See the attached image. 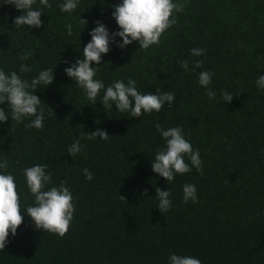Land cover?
<instances>
[{
    "label": "trees",
    "instance_id": "trees-1",
    "mask_svg": "<svg viewBox=\"0 0 264 264\" xmlns=\"http://www.w3.org/2000/svg\"><path fill=\"white\" fill-rule=\"evenodd\" d=\"M121 2L80 0L77 9L64 13L63 0H49L42 27L16 28L22 11L0 0V69L29 82L41 70L54 71L53 83L35 92L45 114L42 129L25 127L33 118L12 121L7 103L0 105L9 115L0 122V162L8 161L25 211L17 234L0 250V264H169L172 254L202 264H264V89L256 86L264 75V0H178L185 9L175 14L178 22L159 45L145 50L133 42L121 49L113 43L102 64L92 65L105 87L132 78L142 94L160 89L176 95L171 108L166 104L140 118L115 105L104 109L103 90L92 104L64 71L82 58L97 20L110 33L119 30L112 13ZM33 7H42L39 0ZM197 47L206 54L193 56L190 50ZM25 50L32 56L22 61ZM181 60L194 70L185 71ZM197 60L203 68H195ZM21 64L32 71L20 73ZM203 70L215 73L209 86L215 100L198 83ZM221 91L233 100L225 103ZM156 123L183 128L200 151L203 175L192 168L168 183L152 171L157 150L165 147ZM98 128L109 138L87 139ZM77 139L82 151L74 158L67 150ZM36 164L48 166L53 178L48 188L66 181L73 193L74 219L63 237L37 230L27 215L34 197L23 170ZM85 168L93 173L91 181ZM185 184L196 186L198 203L184 202ZM156 187L172 193L165 214L157 208Z\"/></svg>",
    "mask_w": 264,
    "mask_h": 264
},
{
    "label": "clouds",
    "instance_id": "clouds-1",
    "mask_svg": "<svg viewBox=\"0 0 264 264\" xmlns=\"http://www.w3.org/2000/svg\"><path fill=\"white\" fill-rule=\"evenodd\" d=\"M80 0H63L59 8L64 13H72L77 9ZM5 5H14L17 10L22 11V15L14 19L16 28L29 26L30 28H40L43 26L41 19L43 8H51L49 0H39L40 9L33 6L37 0H3ZM185 3L178 0H122L121 3L113 5L112 13L119 30L109 32L107 26L97 20L96 27L89 33L91 40L82 49V58L71 63L70 67L64 69L66 75L76 82L87 99L95 104L97 97L103 90L100 104L104 109L111 110L113 105L121 113H127L132 118H140L145 113L151 115L153 111L160 112L167 104L172 107L175 101V93L171 90L161 91L156 89L155 93L142 94L137 89V81L128 78L116 80L107 87L102 80L96 79L97 66L102 64L103 56L111 50V45L115 43L119 48L124 49L133 42H138L140 48L145 50L153 45H159L162 35L178 21L176 13H181L185 9ZM50 22V21H49ZM80 23L88 24V21L81 18ZM67 33L72 35V25L67 26ZM120 37L122 42L116 38ZM193 56L206 54L203 48H193L190 50ZM32 56L31 51L25 50L21 54L22 61L28 60ZM65 63H68L65 61ZM180 66L185 71H193L189 67L188 60L179 61ZM195 68H203V61L194 62ZM118 70V69H117ZM31 66L21 64L20 73H29ZM215 73L203 70L199 73L198 83L207 89L206 95L209 100L216 99V92L209 87ZM54 81V71L52 68L41 70L30 82L23 79L16 71L6 74L0 69V105L7 103L11 109V120L22 123L25 118H33L26 124L27 128L42 129L45 120L44 109L40 106L41 99L35 94L38 87L49 86ZM256 86L264 89V75H258ZM31 90V91H30ZM221 98L225 103H230L234 96L227 91H221ZM50 108V107H49ZM52 109V108H50ZM53 110V109H52ZM54 111V110H53ZM9 115L3 107H0V122H7ZM156 130L165 141V147L158 149L152 161V171L163 177L168 183L175 179L177 174L183 175L195 168L203 175V161L200 158L199 149H193L192 144L185 138L183 128L180 126L165 129L161 124H155ZM87 139L95 140L100 138L107 140L109 133L106 130L96 129L91 133H86ZM83 138V137H82ZM82 151L80 140H75L67 150L72 157H76ZM189 162H186L185 157ZM47 165L36 164L27 167L24 171L27 187L34 197V204L27 206V215L37 230L65 236L69 231L71 222L74 219L75 200L70 187L66 181H61L58 186L52 185V174L47 170ZM0 250H4L8 244V238L17 234L18 228L24 222V216L20 204L18 186L15 177L8 172V161L0 162ZM85 178L89 181L93 179V173L85 168L83 170ZM6 173V174H5ZM47 188V190H45ZM156 198L159 203L157 208L162 213H167L172 207V195L170 190H162L156 187ZM143 195L147 197L145 189ZM121 199H126L121 195ZM183 200L185 203L191 201L198 203L197 188L193 184L183 186ZM169 264H202V262L192 256H181L172 254L169 256Z\"/></svg>",
    "mask_w": 264,
    "mask_h": 264
}]
</instances>
